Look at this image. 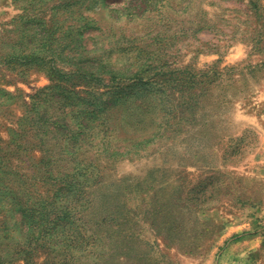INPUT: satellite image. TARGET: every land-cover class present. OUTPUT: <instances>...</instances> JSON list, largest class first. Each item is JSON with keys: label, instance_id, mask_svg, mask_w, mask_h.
<instances>
[{"label": "rangeland", "instance_id": "1", "mask_svg": "<svg viewBox=\"0 0 264 264\" xmlns=\"http://www.w3.org/2000/svg\"><path fill=\"white\" fill-rule=\"evenodd\" d=\"M0 264H264V0H0Z\"/></svg>", "mask_w": 264, "mask_h": 264}]
</instances>
